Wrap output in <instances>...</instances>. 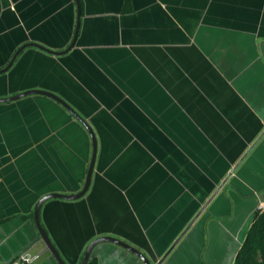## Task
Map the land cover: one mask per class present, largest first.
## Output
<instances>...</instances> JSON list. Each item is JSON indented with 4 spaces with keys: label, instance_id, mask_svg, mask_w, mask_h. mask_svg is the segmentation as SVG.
<instances>
[{
    "label": "crops",
    "instance_id": "1",
    "mask_svg": "<svg viewBox=\"0 0 264 264\" xmlns=\"http://www.w3.org/2000/svg\"><path fill=\"white\" fill-rule=\"evenodd\" d=\"M124 1L81 0L71 49L25 47L0 73V98L52 93L96 138L87 192L40 223L66 264L101 237L157 264L234 168L160 263L232 264L264 202V0ZM75 25L74 0H0V70L27 43L66 50ZM91 152L51 98L0 103V264H57L29 216L81 190ZM91 257L143 264L109 242Z\"/></svg>",
    "mask_w": 264,
    "mask_h": 264
},
{
    "label": "water",
    "instance_id": "2",
    "mask_svg": "<svg viewBox=\"0 0 264 264\" xmlns=\"http://www.w3.org/2000/svg\"><path fill=\"white\" fill-rule=\"evenodd\" d=\"M74 2H75V5H76V25H75L73 39H72L70 45L67 47L66 50H64L62 52H55V51H52V50H50V49H48V48H46V47H44L42 45L36 44V43L24 44V45H22V46H20L18 48V50L15 52L14 56L10 60L8 66H6L2 70H0V73L5 72L10 67V65L12 64L14 58L25 47L33 46L35 48H38L40 50H43L45 52H48V53H51V54H55V55H60V54H62L64 52H67L69 49H71L74 46V44H75V40H76V36H77V33H78L79 24H80V15H81L80 1L79 0H74ZM32 94H40V95L47 96V97L51 98L52 100L56 101L58 104H60L64 109H66L68 111L69 114H71L76 119V121H78L84 127V129L88 133V136H89L90 141H91V147H92L91 159H90V162H89V166L87 168L84 184H83L81 190L79 192H77V193L70 194V195H65V194H48V195H45V196H43L42 198H40L38 200V202L35 204V206L33 208V219H34L35 227L37 229V232H38L40 238L43 240L45 245L49 248V250H50L53 258L57 262V264H66V262L61 258L59 252L57 251V249L55 248V246L51 242V240L48 237L47 233L45 232L44 228L42 227V225L40 223V219H39V211H40L41 205L48 199L59 198V199H64V200H76V199L81 198L87 192L88 187L90 185L91 176H92V173H93L94 161H95V158H96V152H97L96 138H95L94 133H93L91 127L89 126V124L71 106H69L64 100H62L61 98H59L58 96H56V95H54L52 93H49V92H46V91H42V90H30V91L22 92V93H20L18 95H15V96H12V97H9V98H0V103L10 102V101L19 99V98L27 96V95H32ZM256 143H254L253 146ZM234 170L235 169L233 168L230 171V173L228 174V176L221 182V184L219 186H217L216 190L213 192V194L211 195L210 199L205 203V205L202 208V210L214 198L216 193L220 190L222 185L226 182V180L228 179V177L231 175V173ZM201 211L198 213V215L195 217V219L192 220V222L184 229V231L180 234L178 239L170 246V248L162 256V258L159 260V262L157 264H160L161 261H163L166 258V256L171 252V250L176 246V244L181 239V237L186 233V231L190 228L192 223H194V221L197 219V217L199 216ZM102 242H109V243H113V244H115L117 246H120L123 249H125L126 251H128L131 254L135 255L138 259L141 260V262L143 264H151L149 259L142 252H140L138 249H136L135 247L131 246L130 244H127L126 242H123V241H121V240H119L117 238H112V237H101V238H97V239L91 241L85 248L83 259H82L80 264H87V262H88V260L90 258L91 251H92L93 247L96 246L99 243H102Z\"/></svg>",
    "mask_w": 264,
    "mask_h": 264
},
{
    "label": "trees",
    "instance_id": "3",
    "mask_svg": "<svg viewBox=\"0 0 264 264\" xmlns=\"http://www.w3.org/2000/svg\"><path fill=\"white\" fill-rule=\"evenodd\" d=\"M80 5L82 16L83 6L81 0ZM131 9L130 0H125L122 12L129 13ZM29 218L33 220V212H31ZM87 264H98V260L91 257ZM232 264H264V210L262 212L255 211L252 222Z\"/></svg>",
    "mask_w": 264,
    "mask_h": 264
},
{
    "label": "rangeland",
    "instance_id": "4",
    "mask_svg": "<svg viewBox=\"0 0 264 264\" xmlns=\"http://www.w3.org/2000/svg\"><path fill=\"white\" fill-rule=\"evenodd\" d=\"M47 247V246H46ZM178 248V246L176 247V249ZM49 249V248H48ZM175 249V250H176ZM37 250L36 249H33V250H31L30 251V254L29 255H31V259H30V262H31V264L32 263H37L38 261H40L41 260V256H38V254H36V253H33V252H36ZM174 252V250H172L171 251V254Z\"/></svg>",
    "mask_w": 264,
    "mask_h": 264
},
{
    "label": "built area",
    "instance_id": "5",
    "mask_svg": "<svg viewBox=\"0 0 264 264\" xmlns=\"http://www.w3.org/2000/svg\"><path fill=\"white\" fill-rule=\"evenodd\" d=\"M264 210V202H259L256 211L262 212Z\"/></svg>",
    "mask_w": 264,
    "mask_h": 264
}]
</instances>
